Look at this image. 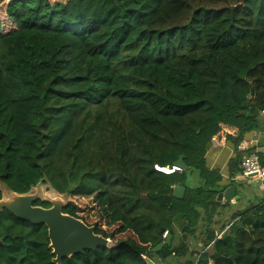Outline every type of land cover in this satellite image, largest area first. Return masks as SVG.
<instances>
[{"label": "trees", "instance_id": "obj_1", "mask_svg": "<svg viewBox=\"0 0 264 264\" xmlns=\"http://www.w3.org/2000/svg\"><path fill=\"white\" fill-rule=\"evenodd\" d=\"M2 2L0 184L46 185L110 241L61 264H167L192 255L199 228L201 253L185 264H264V202L215 233L229 204L205 164L221 128L237 144L264 112V0ZM249 155L237 152L231 175ZM181 157L186 170L154 169ZM164 232L170 245L153 253ZM0 239V264H53L44 225L3 210Z\"/></svg>", "mask_w": 264, "mask_h": 264}, {"label": "water", "instance_id": "obj_2", "mask_svg": "<svg viewBox=\"0 0 264 264\" xmlns=\"http://www.w3.org/2000/svg\"><path fill=\"white\" fill-rule=\"evenodd\" d=\"M252 96V88H250ZM175 167L180 170H186L183 158H179ZM257 187L253 190L259 192L264 198V180H260ZM243 188L242 185L239 186ZM237 185L227 186L217 196L218 202L230 203L236 201L239 196L236 195ZM10 199L0 200V214L3 210L12 214L16 218L30 223L31 225H44L47 229V238L49 249L54 256L52 263L61 264L62 259L83 253L84 251H95L99 247H108L110 241L94 233L93 227H88L81 220L73 218L62 213V208L66 203L59 200H42L36 195L24 194L18 195L12 192ZM184 194L183 185H177L173 189V196L181 199ZM37 201L45 202L49 208L35 206ZM170 236H166L164 241L152 249L153 253L159 252L163 247L170 245ZM3 239H0V246L3 245ZM146 264H155L154 261L146 260Z\"/></svg>", "mask_w": 264, "mask_h": 264}, {"label": "crops", "instance_id": "obj_3", "mask_svg": "<svg viewBox=\"0 0 264 264\" xmlns=\"http://www.w3.org/2000/svg\"><path fill=\"white\" fill-rule=\"evenodd\" d=\"M258 121V128L255 131L244 134L237 144L235 142L237 138H233L230 135H226L225 139L219 137L217 143L212 144L206 153V167L209 170L219 172L221 186L237 185L236 195L239 196V199L231 201L228 203L229 206L219 209L214 215L215 224L212 227L215 233L218 232L222 225L228 223L232 213L242 211L251 205H256L260 200L264 202L263 196L252 189L253 185L257 187L258 182H260L259 180L238 177L239 173L231 175V171L229 170V163L236 157L237 152H245L248 150L251 154L257 155L259 162L264 167V112L260 113ZM237 169H241L240 165ZM193 183L196 184V180ZM240 185L243 186L242 189H240ZM220 203L224 204L225 202ZM225 230H227V227H225ZM201 231V228L197 229L196 236L198 237L196 240L191 237L186 240V245L189 250L188 254H192L190 257L187 254L186 256L180 254L179 256L168 258L165 262L167 264H185L188 263L189 259L196 258L197 254L201 253L202 241L199 235ZM178 244L179 241L175 245ZM155 264H160V262L158 261Z\"/></svg>", "mask_w": 264, "mask_h": 264}, {"label": "built area", "instance_id": "obj_4", "mask_svg": "<svg viewBox=\"0 0 264 264\" xmlns=\"http://www.w3.org/2000/svg\"><path fill=\"white\" fill-rule=\"evenodd\" d=\"M226 135H230L233 138L238 137L237 132L230 129L221 128L220 131L211 138V145L216 144L219 137L225 139ZM240 168H241V172L238 175V177L257 179L259 181L264 180V167H262L261 163L259 162V158L257 157V155L251 154L249 156H245L240 163ZM154 169L164 174H170L173 171L180 170L175 166L172 168V170L158 168L157 166H155ZM166 236H167V232H164L163 238H166Z\"/></svg>", "mask_w": 264, "mask_h": 264}, {"label": "rangeland", "instance_id": "obj_5", "mask_svg": "<svg viewBox=\"0 0 264 264\" xmlns=\"http://www.w3.org/2000/svg\"><path fill=\"white\" fill-rule=\"evenodd\" d=\"M3 9H4V2H2V0H0V19L1 20H4V16L2 14ZM11 27H12V25H10V28ZM192 180L194 182H195V180L197 181L196 174L192 175ZM254 187H255V185H253V188ZM0 190L2 192V199L3 200L10 199V193L5 189V187L2 184H0ZM29 194H32L33 196L36 195L42 200H59L62 203L67 202V199L65 197L57 195L50 188H48L46 185H39V186L35 187L34 189H32V191ZM109 245H110V243H109Z\"/></svg>", "mask_w": 264, "mask_h": 264}]
</instances>
